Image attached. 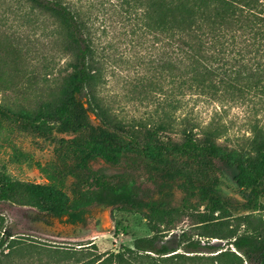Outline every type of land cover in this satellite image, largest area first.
<instances>
[{
	"label": "trees",
	"instance_id": "trees-1",
	"mask_svg": "<svg viewBox=\"0 0 264 264\" xmlns=\"http://www.w3.org/2000/svg\"><path fill=\"white\" fill-rule=\"evenodd\" d=\"M99 16L157 51L149 83L164 99L144 120L121 118L102 94ZM41 46L64 70L22 93L31 106L13 105L8 73L16 79L23 61L34 67ZM185 93L264 110V0H0V152L45 180L0 174V203L72 230L115 209L142 217L150 234L115 253L91 242L30 247L0 216V264H264V127L251 124L244 154L232 158L219 144L222 126L176 118ZM23 139L52 146V158L37 162ZM219 164L232 170L241 208L220 195Z\"/></svg>",
	"mask_w": 264,
	"mask_h": 264
},
{
	"label": "rangeland",
	"instance_id": "rangeland-1",
	"mask_svg": "<svg viewBox=\"0 0 264 264\" xmlns=\"http://www.w3.org/2000/svg\"><path fill=\"white\" fill-rule=\"evenodd\" d=\"M96 25L106 29V36L101 39L100 47L105 48L107 64L102 94L111 103L117 114L125 120H144L152 115L156 104L164 99L158 91L154 92L150 80L154 78L153 60L157 51L150 40L142 42L137 37L130 36L124 31L117 18L99 16ZM40 46V45H37ZM38 60L34 67L27 66L23 61L19 72L13 78L17 84V92L8 93L7 100L31 106L29 96L22 94L37 86L47 85L59 78L64 70L63 61L55 58L51 63L43 59L42 54L51 59V53L41 46ZM22 57H26L22 52ZM37 56V55H36ZM33 66V65H32ZM5 77V75H3ZM164 93L170 91V85L164 83ZM1 98V97H0ZM183 108L176 118L187 119L195 126L205 127L209 123L222 126L223 137L219 141L221 149L230 153L231 157L243 155V142L249 136L251 124L258 122L264 127V110L254 111L252 104L242 105L231 101H215L210 98L194 97L185 93L181 96ZM29 108V107H28ZM22 148L29 152L41 164L52 158V146L40 148L29 139H23ZM222 176L219 178L217 189L220 195L229 198L241 208L243 201L237 193L232 181V170L222 166ZM0 174L22 183L41 184L45 182L35 168L28 165H13L8 163L7 155L0 152ZM2 185L0 184V189ZM264 209V200L259 202ZM244 210L240 209L239 212ZM0 216L4 226L13 235V239L21 242L22 246H45L50 248H75L77 245L93 243L98 252H117L122 247L131 246L138 238L148 237L146 223L136 214L122 213L115 209L99 213L88 227L76 229L65 228L57 220L37 214L30 208H21L0 203ZM181 229V228H179ZM179 230L175 232L178 233ZM117 233V235H116ZM204 244L207 242L200 239ZM216 248H226L223 241L209 242ZM207 255V254H206Z\"/></svg>",
	"mask_w": 264,
	"mask_h": 264
},
{
	"label": "built area",
	"instance_id": "built-area-1",
	"mask_svg": "<svg viewBox=\"0 0 264 264\" xmlns=\"http://www.w3.org/2000/svg\"><path fill=\"white\" fill-rule=\"evenodd\" d=\"M202 244H203V242H202Z\"/></svg>",
	"mask_w": 264,
	"mask_h": 264
}]
</instances>
